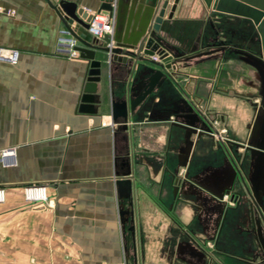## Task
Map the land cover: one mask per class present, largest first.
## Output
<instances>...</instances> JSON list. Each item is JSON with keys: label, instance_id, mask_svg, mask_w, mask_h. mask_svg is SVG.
Listing matches in <instances>:
<instances>
[{"label": "crops", "instance_id": "obj_1", "mask_svg": "<svg viewBox=\"0 0 264 264\" xmlns=\"http://www.w3.org/2000/svg\"><path fill=\"white\" fill-rule=\"evenodd\" d=\"M69 1L85 11L100 5ZM0 6L14 12L0 14V47L20 53L16 65L0 63V150H16L15 166L0 165L6 192L0 264H264L253 207L237 179L224 193L233 177L218 141L192 137L190 147L175 125L201 113L215 120L225 143L256 140L263 116L260 75L235 53L219 51V41L234 37L237 20L257 27L264 0H167L163 20L171 11L179 20H203L205 40L190 52L186 43L162 35L169 53L181 55L175 69L127 122L116 123L111 102L128 103L142 92L158 69L152 57L104 63L96 114L80 113L89 63L58 51L64 27L47 1L0 0ZM77 35L94 39L82 28ZM256 49L263 51L261 36ZM231 153L252 186L255 158L237 146ZM130 171L131 196L123 182ZM186 175L194 185L175 187L174 178ZM28 186H44L48 201L26 202ZM258 197L264 204V167Z\"/></svg>", "mask_w": 264, "mask_h": 264}, {"label": "water", "instance_id": "obj_2", "mask_svg": "<svg viewBox=\"0 0 264 264\" xmlns=\"http://www.w3.org/2000/svg\"><path fill=\"white\" fill-rule=\"evenodd\" d=\"M46 1L49 8L56 14L64 29H66L71 36L77 40L79 46L76 47V51L78 52L79 57L89 63L86 83L80 97V113L96 114L94 105L100 103L97 93V84L100 81L101 68L104 63L127 65L128 58H136L138 61H144V56L158 57L157 62L153 60L150 62L158 69L154 70L151 76H149L142 92L138 96L131 99L128 103L126 101L120 103L111 102L110 115L111 120L114 123L119 120L127 122L130 114H132L137 106L154 91L159 81L166 76L165 72H171L175 69L173 61L179 59L181 55L169 53V50L171 49L164 43L162 35H169L170 38L180 46L186 43L190 52H194L196 50V45L202 44L205 40V21L203 20L192 22L179 20L177 18H173L172 11L167 15V18L163 20L166 12L167 0H165L161 6L160 4L162 0H99L100 5L97 12L107 11L110 13L114 12L115 14L112 35V41L114 44L112 47H109L106 42L100 43L96 39L88 42L77 35V30L79 28H82L83 30L88 29L90 16H88V13L84 9L79 8L77 3L69 0ZM259 15L261 17L259 18V21L257 20V30L261 36L263 51L261 58H254L259 65H251L257 70L261 77H264V31L263 33L261 32V29H264V8L262 9V12H259ZM210 27L213 28L212 25H210ZM140 46H142V48H140ZM212 52H203L196 55L205 56ZM140 53H142L143 56H140ZM98 54H104L106 56V61L104 60V57L97 59ZM262 85L263 92L259 107L263 109L264 83H262ZM185 119L190 121V123H176L175 125L185 131V141L188 146H193L192 137L200 138L202 136H208L212 139L216 138L218 141L219 147L232 169L233 177L230 187L226 188L224 193H230L232 189L231 186L237 179L242 191L248 197L253 207L254 225L256 227L254 236L262 252V258L264 260V236L262 232V228L264 229V210L258 197L259 181L261 178V171L264 167V112L260 126H258L256 140L248 143L223 142V140L219 138V134L213 126L215 120L206 117L201 113H197L195 115L189 114L185 116ZM226 144H228V146ZM232 146H237L241 149L250 151L251 157L255 158L256 171L252 186H248L244 176L241 174L237 161L231 153ZM128 174L130 176L129 179L123 182L128 187L129 194L131 196V171ZM189 181L190 180H188L187 175L183 180L174 178V186H184L186 183L194 185V183ZM221 199L222 195H219L216 196L214 200L219 201ZM130 216L132 217L130 232L134 238L135 229L133 224V213H131Z\"/></svg>", "mask_w": 264, "mask_h": 264}, {"label": "built area", "instance_id": "obj_3", "mask_svg": "<svg viewBox=\"0 0 264 264\" xmlns=\"http://www.w3.org/2000/svg\"><path fill=\"white\" fill-rule=\"evenodd\" d=\"M90 20L88 22V33L96 40L103 41L107 37L113 35V28L115 22L114 12L107 11L94 12L86 10ZM0 14L12 16L14 14L11 10H4L0 6ZM112 38L107 45L113 46ZM77 40L71 34L63 29L57 38V49L67 59L77 58L78 52L76 47ZM20 53L17 50L0 47V63L16 65L19 61ZM153 61H158V57L153 56ZM0 161L4 167H13L16 165V150L13 148L5 149L0 154ZM24 199L26 202H47V193L44 186H28L24 189ZM5 201V193L0 190V203Z\"/></svg>", "mask_w": 264, "mask_h": 264}, {"label": "flooded vegetation", "instance_id": "obj_4", "mask_svg": "<svg viewBox=\"0 0 264 264\" xmlns=\"http://www.w3.org/2000/svg\"><path fill=\"white\" fill-rule=\"evenodd\" d=\"M236 24H237L238 29L235 31L234 37L231 39L224 37L223 39L219 41V51L235 53V55L238 56V58L241 61L247 64H250V66H252L251 64H258V62H256L254 58H261L262 52L256 49L257 45L260 44V35L258 33L257 27H255L254 23L249 20H237ZM260 80L262 83H264V77L260 76ZM263 112H264V107L262 109V114ZM239 170L241 174L244 176V172L242 171L241 167H239ZM244 178L249 186V182L247 178L245 176ZM220 221L221 220H219V222ZM217 225L220 226L221 224H217ZM255 231H256V227L254 225L253 234ZM262 232L264 236L263 228H262ZM258 257L263 260L261 250H260V254L258 255Z\"/></svg>", "mask_w": 264, "mask_h": 264}, {"label": "rangeland", "instance_id": "obj_5", "mask_svg": "<svg viewBox=\"0 0 264 264\" xmlns=\"http://www.w3.org/2000/svg\"><path fill=\"white\" fill-rule=\"evenodd\" d=\"M3 150H5V149H3ZM3 150H0V154H1V152L3 151ZM0 165L2 166V168H9V167H4L3 165H2V163H1V161H0ZM0 190H3L4 191V193H5V200H6V192H5V189L4 188H0ZM23 196H24V190H23ZM25 200V199H24ZM5 202V201H4ZM3 202V203H4ZM3 203H0V204H3ZM262 206H263V209H264V204H262Z\"/></svg>", "mask_w": 264, "mask_h": 264}]
</instances>
